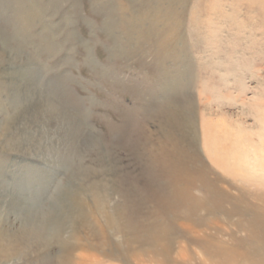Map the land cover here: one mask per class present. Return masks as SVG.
I'll list each match as a JSON object with an SVG mask.
<instances>
[{"label":"rangeland","instance_id":"rangeland-1","mask_svg":"<svg viewBox=\"0 0 264 264\" xmlns=\"http://www.w3.org/2000/svg\"><path fill=\"white\" fill-rule=\"evenodd\" d=\"M105 1L114 10V27L106 31L103 23L111 13L105 6L102 12L97 0H0V33L8 18L9 35L19 40L20 49L16 57H1L7 74L1 79L12 90L0 98V126L10 117L15 97L22 117L13 119V134L18 139L28 132L24 144L9 146L12 152L1 148L0 137V186L6 183L9 195L25 205L36 194L33 181H48L41 208L55 209L81 183L72 177L74 167L63 163L78 156L83 167L97 166L93 160L103 158L113 174L131 175L141 185L143 167L133 146L143 133L151 134L152 143L160 139L162 123L170 120L161 106L164 99L155 96L164 97L173 76L186 88L172 99L182 129H165L174 130V142L189 157L190 176L201 174L202 182L189 190L204 203L206 209L195 213L206 225L194 228L181 211L170 226L177 241L172 260L209 264L192 242L204 236L229 248L235 246L230 238L245 240V249L250 248L247 232L234 226L246 223L247 215L227 214L236 205L264 209V0H182L173 6L167 0ZM14 22L26 28L16 30ZM30 66L37 73L20 79L21 69ZM126 124V133L115 132L122 141L114 145L111 132ZM149 207L157 215V208ZM9 208L0 204V229L13 232L25 216L21 207ZM6 220L14 226H4ZM183 248L182 259L177 251Z\"/></svg>","mask_w":264,"mask_h":264},{"label":"bare ground","instance_id":"bare-ground-1","mask_svg":"<svg viewBox=\"0 0 264 264\" xmlns=\"http://www.w3.org/2000/svg\"><path fill=\"white\" fill-rule=\"evenodd\" d=\"M180 1L182 0H167L165 3L173 6L174 3ZM138 2L141 4L140 0ZM97 3L102 12L105 6V9L108 8L106 12L111 13L108 20L103 23L106 31V27H114L112 19L114 10L109 1L97 0ZM170 9L172 8L168 10ZM175 11L170 10L169 12L175 14ZM34 14L33 16H35ZM21 18L24 21V17L21 16ZM135 19L137 21V17ZM8 21V18L4 19V23L7 25L4 24L0 33V98L2 95L5 97L10 93L11 89L1 79L7 76L1 68L4 63L1 57L11 53L16 57L20 50L17 45L19 40L16 41L9 35L10 22ZM137 24L138 22L134 23L133 27L137 28ZM17 26L14 22V29L22 31L26 28L23 24L21 27ZM112 35L114 36V33ZM20 43H23L21 37ZM21 70L17 75L20 79L34 76L38 71L34 66ZM173 78V76L169 77L170 81H168L167 90L164 93L165 98L155 96L156 101L164 99L161 100V106L167 110L170 120L162 123L160 139L152 143L150 141L151 134L142 132L141 139L137 140L133 146L135 147L133 151H138L136 160L138 159L139 166L143 167L141 185L138 184L137 178L131 175L113 174L115 170L105 167L103 158L98 157V160L97 158L93 160L95 163L99 162L97 166L83 167L82 159H78L80 156L63 160L64 166L74 167L72 177L74 179L77 177L81 183L75 190L67 192L63 199L58 200L59 204L55 209L56 205L50 206L47 210L41 208L45 200L43 198L46 197L45 193L50 188L48 181H33L36 184L34 186L36 194L25 205L17 196L9 195L12 192L3 188V184H6L3 182L0 186V204H9L8 210L16 212L21 207L25 222L17 224L13 232L0 229V264H12L15 259H22L21 264H180L179 261L172 260L177 241L175 242L170 226L179 219L181 211L183 212L182 216L186 213V222L191 223L194 228L206 225L203 222L205 219L195 213L200 208H206L204 203L201 205L189 190L193 189L192 185L202 182L199 178L201 174L196 173L194 176H190L194 172L190 173L186 170L190 169L187 163L189 157L179 148L180 142H174V130L165 129L175 126L182 129L181 119L177 118L172 99L182 96L186 88L183 83L177 84ZM161 106L159 110L162 108ZM10 108V117L3 126H0V137L4 138L3 144H0L6 152L14 151V148L9 146L16 145L17 147V144H22V140L28 134L23 130L21 136L16 139L11 125L13 119L20 120L22 117V104L14 97V100L10 99ZM129 121L128 118L126 122L129 124ZM128 124L111 132L114 137V145L122 141V138L116 136V133H120L119 135L126 133ZM90 139H94L92 135ZM25 148L28 149L26 146ZM253 162L256 163V161ZM2 172L0 170L1 179ZM186 175H188L187 178ZM187 179L193 181L189 186L184 185L183 182ZM203 182L205 183L204 179ZM138 188L141 191L137 192ZM138 194H141L142 197L140 195L137 198ZM149 205H154L157 208V215L151 212ZM138 208L141 210L137 211ZM256 209L247 205L245 210H242L236 205L227 214L228 217H231L230 214L240 217L247 215L246 223H236L234 226L237 230L247 232V240L253 242L250 248L245 249V240L241 241L236 238H230L235 244L234 247L229 244L233 248H229L224 242H213V244L212 241H209L211 238H206L207 236H204L206 241L194 238L195 240L192 242L196 243L209 264H237L238 262L240 264H264V209H260V212H257ZM30 211L32 215L27 217ZM5 225L14 226L7 220ZM244 238L246 237L244 236ZM185 251V248L180 249L179 252L177 251V255L183 259ZM186 254L188 260H192V255L189 252ZM157 255H160L159 260H156ZM216 260H220V262H216Z\"/></svg>","mask_w":264,"mask_h":264}]
</instances>
